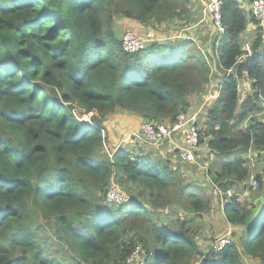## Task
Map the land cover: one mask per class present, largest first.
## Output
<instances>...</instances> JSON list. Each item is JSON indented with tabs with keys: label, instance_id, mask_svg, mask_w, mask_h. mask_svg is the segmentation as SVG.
Instances as JSON below:
<instances>
[{
	"label": "trees",
	"instance_id": "1",
	"mask_svg": "<svg viewBox=\"0 0 264 264\" xmlns=\"http://www.w3.org/2000/svg\"><path fill=\"white\" fill-rule=\"evenodd\" d=\"M192 2L0 0V264H126L137 246L144 264H264V210L246 230L253 206L237 199L264 193L260 176L256 190L248 186L246 165L249 152L264 153V29L237 0H221L224 33L211 57L221 77L197 125L199 146L215 157L207 174L236 191L223 205L236 228L224 250L203 248L193 220L172 228L145 208L176 204L172 192L195 215L210 208L211 196L186 185L181 166L142 149L104 151L103 121L115 111L172 123L209 87L212 68L192 41L125 53L115 29L117 18L188 22ZM243 77L251 91L240 100ZM75 108L96 116L80 120ZM113 180L125 185L126 203H105Z\"/></svg>",
	"mask_w": 264,
	"mask_h": 264
},
{
	"label": "rangeland",
	"instance_id": "2",
	"mask_svg": "<svg viewBox=\"0 0 264 264\" xmlns=\"http://www.w3.org/2000/svg\"><path fill=\"white\" fill-rule=\"evenodd\" d=\"M209 0H206V4ZM118 19V18H117ZM116 19V20H117ZM174 21H165L162 22V25H169L170 27L164 28L165 29H169V28H174L176 31H173V33L178 32L180 33V35H178L176 38L174 39H170L164 42V40H160V34H159V29L158 27L160 26L157 23H152L153 25L150 26H146L143 27L144 31L142 33H137L138 35H140V37L144 38L145 40L150 42H158V43H166L169 41H173V42H177V41H183V40H190L193 42L192 45V50H200L199 52L206 54L207 58H208V62L209 65L211 66V81L209 84V87L202 93H200L199 95H193L189 97V109L188 111H192L191 113H193L194 111H197L200 109L199 116L197 118V125H200L202 123H204L205 120V112L207 109V105L210 104L214 99L210 98L211 95L213 93H217V88H218V81L220 80V73L217 72L215 70V65L214 62L212 61L211 57L215 56L212 53V50H210V48H206L207 46H209L208 42L210 39V36L215 35L214 33V28L212 26L211 23L207 24V21H205L202 26H203V31L205 32V37H204V42L200 41L201 43V48L200 45H197L194 43L193 39L189 37L187 39L186 36H182V34H184V30L182 27H180L179 29H177L176 26H172L171 23ZM258 24L262 27V25H264V21L259 22L257 21ZM157 27H156V26ZM254 27H256L254 25ZM264 29V26L262 27ZM125 30L120 29L119 32H117V36L120 39L122 33ZM213 31V33H211ZM154 35H158V41L154 40ZM194 35V34H193ZM171 35L165 36L164 38H168ZM163 37V36H161ZM251 40V38L249 39ZM249 40H247L246 42H250ZM263 40H264V32H263ZM197 41V40H196ZM198 42V41H197ZM197 47V48H196ZM238 88H241L240 91V97L243 95V91H245L246 87L245 85L240 81ZM207 104V105H206ZM203 105L204 106L203 108ZM74 113L77 115V117L80 120H86L89 121L91 120V118L94 115V113H89V114H83V112L81 110H79L78 108L74 109ZM124 134V133H123ZM121 134L119 137H113L111 138V141L108 138V134L106 135V129L104 130V135L106 137L105 139V143H104V151L105 152H112L113 150L119 149V148H127L129 140L128 139H133L135 142V147L136 149H140L142 148L140 146V143L138 142V140H136V138H134L132 136V132L127 133L125 135ZM128 140V141H125ZM170 146V150L169 152L171 154H175L176 152L174 151L173 147L171 145ZM129 148V146H128ZM163 148V147H162ZM161 149V148H160ZM133 150V149H132ZM147 151V150H143ZM142 152V151H141ZM149 152V151H148ZM158 152V151H157ZM260 156H264L263 153L260 154ZM152 158L153 159H159L161 158V155L157 154H152ZM215 160V157L210 154L207 150V147L205 145H200L198 152L196 153V163L195 164H184L181 166L182 171H179V173L182 175L185 184H190V186H194V187H200L202 188L204 191H206L210 196H211V205L210 208L205 211L204 213L198 215H195V213H191L188 210H186V205L182 202H180L177 198L176 193L172 192V201L177 202L176 204H172L169 206H162L159 208H154L151 205L146 206L145 208L147 210L150 211L151 215L153 218L157 217V220L162 222L163 224H168L170 225L172 228H177L179 223L181 222V220L187 219V220H193V223L191 225V227H193V232H192V236L195 238V240H199L202 239L203 243L201 244V246L205 249H208L209 247L213 246L215 247V244L217 241L224 239V238H228L230 240L231 238V234L232 231L229 229L230 225L229 223H227L224 215H223V205L224 203L228 200L227 198H221L220 192H224L223 190H221L219 193H215L216 190H220L216 185L213 184V179L209 177V175L207 174V169L209 168V166L211 165V163ZM176 167H179L178 165H175ZM263 180V179H262ZM248 186H252L251 182L247 183ZM116 186L121 192H123L125 195H127L125 188V185H119L116 181L113 180V182H110L109 186ZM251 188V187H250ZM231 190V189H230ZM234 193L236 192L235 190H232ZM134 192H136V189L133 187L130 189L129 194H133ZM249 192V191H248ZM250 194V192H249ZM128 196V195H127ZM244 197H246L251 203H252V198L250 195H248L247 193L243 194ZM177 198V199H176ZM179 201V202H178ZM145 233V232H144ZM129 238H133V234H129L127 237L124 238V240L126 241V243H128V239ZM221 246V244H219L217 246V248L215 249L216 251H218L219 247ZM106 264H113L112 262H108Z\"/></svg>",
	"mask_w": 264,
	"mask_h": 264
},
{
	"label": "built area",
	"instance_id": "3",
	"mask_svg": "<svg viewBox=\"0 0 264 264\" xmlns=\"http://www.w3.org/2000/svg\"><path fill=\"white\" fill-rule=\"evenodd\" d=\"M221 0H209L205 4V9L210 16L211 24L217 35L224 33V26L222 25L221 18ZM248 16L257 21H264V0H251L244 8ZM121 46L125 53H138L145 49L149 41L140 37L133 31H126L121 35ZM243 51L247 54L250 53V45L244 44ZM243 57H241L242 59ZM250 92V88H247L244 93ZM211 98V97H210ZM200 110L193 113H180L175 121L172 123H153L150 121H143L140 126V135L143 143L147 147L161 148L164 145H171L175 147L177 152L174 155V164H195L196 153L199 150V133L197 128V118ZM179 134V140H177V134ZM247 167L250 171V177L248 182H251L253 189L258 188L256 177L260 176L264 180V156L249 152L247 155ZM220 190H216L215 193H219ZM221 198L235 197V193L232 190L220 192ZM105 203L108 205H121L128 201V196L121 192L116 186H108L105 195ZM240 196H237L239 200ZM229 243L228 238L221 239L213 246L214 252L217 254L224 250L225 246ZM221 244L216 251L217 246ZM212 248V247H211ZM142 248L137 246L126 259V264H144L142 260Z\"/></svg>",
	"mask_w": 264,
	"mask_h": 264
},
{
	"label": "crops",
	"instance_id": "4",
	"mask_svg": "<svg viewBox=\"0 0 264 264\" xmlns=\"http://www.w3.org/2000/svg\"><path fill=\"white\" fill-rule=\"evenodd\" d=\"M205 1L206 0H193L192 7L190 8V16L191 17H190L188 22L183 23V22L174 21L171 23V25L176 26L177 29L182 27L184 30V34H182V36H186L187 39L189 37L194 38L193 39L194 43L196 45L198 43V45H200V48H201V43L199 42V40L204 42V37H205V32L203 31L202 24L205 21H207V24L211 23L210 16L206 12V9L204 6V4H206ZM237 1L241 4V6L243 8L250 2V0H237ZM159 25H160L158 27V29L160 31L159 32V34H160L159 39L164 40V42L167 40H170V39H174L178 35H180V33H178V32H175L172 34L173 31H176L174 28H169V29L163 30L164 28L170 27L169 25H162V23ZM263 26L264 25H262V27ZM115 29L117 32H119L120 29H123L125 31L126 30L134 31V32L139 33V34L144 31L143 27L141 25H139L136 21H131L128 19H123V18H118L116 20ZM255 30H256V27H254V25L252 23L248 24L245 32L242 35V38L246 41L249 40L250 38H252L254 36ZM211 33H213V31ZM168 35H171V36L168 38H164L165 36H168ZM161 36H163V37H161ZM153 37H154V40L158 41V35H154ZM214 41H215V35H214V37H213V35H211L209 42H208L209 46H207L206 48H210V50H212V46L214 44ZM241 82L245 85L246 88L250 87L249 82L246 78L243 77ZM244 96L245 95H242V97H244ZM206 105H203V108ZM190 110H191V108H190ZM190 110L188 111V113L192 112ZM194 112H196V111H194ZM142 122H143V120L139 116L129 114V113L123 112L121 110H117L112 115L108 116L103 121V127H104V129H106V135L108 134L107 136H108L110 141H111V138H113V137H116V136L119 137L123 133H124L123 135H125L127 133L132 132L133 133L132 136L134 138H136V140H138V142L140 143V146L142 148L136 149L135 143H134L135 141L133 139H128L129 140L128 144H125V145H127V149L131 148L136 152H138L141 149L147 150L154 155L158 153L159 155H161L162 159L167 160L168 162H171V164H172V162H174V156H173L174 154H171L169 152L170 146L168 144L164 145L163 148L161 147V149L160 148L157 149V148H153V147H147L143 143L142 137H141L140 131H139L140 130L139 128H140ZM161 123L168 124L169 121L164 120ZM179 134L180 133L177 134V138H176L177 140H179ZM128 140L125 139V141H128ZM128 146H129V148H128ZM173 149L175 152L177 151L175 149V147H173ZM178 166H182V165H178ZM251 188H252V190H256V189H253V187H251ZM245 193L250 195L249 192H247V191H245ZM248 202H250V201L248 200ZM252 203H253V201H252ZM229 229L232 232L234 230H236V228H234L232 226H230ZM237 231H238V229H237Z\"/></svg>",
	"mask_w": 264,
	"mask_h": 264
},
{
	"label": "water",
	"instance_id": "5",
	"mask_svg": "<svg viewBox=\"0 0 264 264\" xmlns=\"http://www.w3.org/2000/svg\"><path fill=\"white\" fill-rule=\"evenodd\" d=\"M253 208L244 220V228L248 230L255 222L257 216L264 210V193L252 203Z\"/></svg>",
	"mask_w": 264,
	"mask_h": 264
},
{
	"label": "clouds",
	"instance_id": "6",
	"mask_svg": "<svg viewBox=\"0 0 264 264\" xmlns=\"http://www.w3.org/2000/svg\"><path fill=\"white\" fill-rule=\"evenodd\" d=\"M250 1H251V0H250ZM249 3H250V2H249ZM249 3H248V4H249ZM248 4H247V5H248ZM204 6H205V4H204ZM247 15H248V14H247ZM248 17H249V16H248ZM249 18H250V17H249ZM259 22H260V21H259ZM214 32H215V31H214ZM221 35H222V34H221ZM218 37H220V35H217L216 32H215V41L218 39ZM251 39H252V38H251ZM246 43L249 44L248 42H246ZM246 43H245V44H246ZM243 45H244V44H243ZM249 45H250V44H249ZM250 49H251V48H250ZM242 50H243V47H242ZM243 52H244V51H243ZM250 52H251V51H250ZM245 54H247V53H245ZM249 54H250V53H249ZM247 55H248V54H247ZM244 56H245V55H243V56H241V57H244ZM241 57H240V60H241ZM242 59H243V58H242ZM248 82H249V81H248ZM249 86H250V84H249ZM248 88H250V91H251V87H248ZM246 89H247V88H246ZM246 89H245V90H246ZM240 91H241V88L239 89V93H240ZM249 93H250V92H248V93H244V91H243V95H247V94H249ZM216 94H217V93L212 94V95H211V98L214 99V98L216 97ZM242 98H243V97L241 96V97H240V100H242ZM103 135H104V134H103ZM199 147H200V146H199ZM157 149H158V148H157ZM176 152H177V151H176ZM263 154H264V153H263ZM174 155H175V154H174ZM174 155H173V156H174ZM174 162H175V161H174ZM174 162H172V165H174ZM177 165H181V164H177ZM174 166H175V165H174ZM217 190H218V189H217ZM228 190H230V189H228ZM220 191H221V190H220ZM226 191H227V190H226ZM244 193H245V192H244ZM244 193H243V194H244ZM243 194H240L241 197H242V198H246V197L243 196ZM246 199H247V198H246ZM247 200H248V199H247ZM230 239H231V238H230Z\"/></svg>",
	"mask_w": 264,
	"mask_h": 264
}]
</instances>
